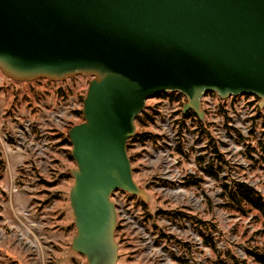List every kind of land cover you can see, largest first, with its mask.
Instances as JSON below:
<instances>
[{"label": "water", "instance_id": "95a60500", "mask_svg": "<svg viewBox=\"0 0 264 264\" xmlns=\"http://www.w3.org/2000/svg\"><path fill=\"white\" fill-rule=\"evenodd\" d=\"M0 71L15 81L90 77L83 120L68 131L71 249L86 264H116L118 188L135 182L127 141L146 100L254 95L264 106V0H0Z\"/></svg>", "mask_w": 264, "mask_h": 264}, {"label": "rangeland", "instance_id": "374dc122", "mask_svg": "<svg viewBox=\"0 0 264 264\" xmlns=\"http://www.w3.org/2000/svg\"><path fill=\"white\" fill-rule=\"evenodd\" d=\"M89 80L15 81L0 71V264H86L70 247L75 163L68 158L71 145L59 142L83 120L78 111ZM154 101L146 100L144 108ZM134 124L136 132H153L151 122ZM237 131L220 138L212 173L198 167L207 142H185L182 167L195 168L182 183L161 177L142 158L144 148H126L133 178L148 199L132 212L135 228L118 222L116 264H228V252L243 264H258L248 251L264 248V220L256 210L232 204L229 191L241 181L264 196V144Z\"/></svg>", "mask_w": 264, "mask_h": 264}, {"label": "built area", "instance_id": "2783aa9c", "mask_svg": "<svg viewBox=\"0 0 264 264\" xmlns=\"http://www.w3.org/2000/svg\"><path fill=\"white\" fill-rule=\"evenodd\" d=\"M171 93L174 94L171 95ZM177 92H167L165 96L154 97L152 109L151 136L144 140L135 138L131 145L139 149L144 148L147 152L142 153L143 159L156 166L160 176L170 182H183L190 177L195 165L183 169L181 150L185 142L199 147L207 142V147L201 151L203 155L198 162L199 172L203 173L206 167L216 168V153L220 151V138L226 137V132L237 128V134L242 137L255 139L256 143L264 144V106H260V99L254 95L240 94L220 98L214 92H208L201 98L203 117L184 116L182 108L186 98ZM260 125L261 130H256ZM208 126L213 129L212 135ZM234 135V134H233ZM235 136V135H234ZM215 138V140H213ZM211 141V146H208ZM183 151V150H182ZM181 154V155H180ZM130 193L121 188L115 189L110 199L115 205L117 225L125 224L127 227L137 225L132 212L137 211L136 199L130 197ZM138 197V196H137ZM136 209V210H135Z\"/></svg>", "mask_w": 264, "mask_h": 264}, {"label": "trees", "instance_id": "16d2710c", "mask_svg": "<svg viewBox=\"0 0 264 264\" xmlns=\"http://www.w3.org/2000/svg\"><path fill=\"white\" fill-rule=\"evenodd\" d=\"M171 95L174 96L173 93H171ZM161 96H165V93L156 95V97H161ZM177 96H180V94H177ZM148 108H149V112H148ZM144 109L142 110V112L140 114H138L136 116L135 120L140 122V123L151 122L152 121V109H150V106H147V108H144ZM78 112L81 113V111H78ZM184 116L196 117V114L193 111L188 110L184 113ZM196 119H197V117H196ZM149 136H151V133L143 132V131H139V132L135 131L134 134L132 135V137L130 139H128V141H127V148H130L131 141L133 139L138 138L142 141ZM59 144L60 145L61 144L71 145L67 136H65L59 142ZM262 147H263L262 150L264 152V146H262ZM68 158L72 159L70 153H68ZM132 159L133 158L130 157L131 161H132ZM263 159H264V157H263ZM203 170L205 172L212 173V169L209 166ZM192 182H196V181L194 180ZM229 195H230L232 204L235 203L238 206V208H240L241 210H244V207H248L249 209H254L260 214V216L264 220V196H262L253 187H251L250 185H248L245 182L240 181V182L236 183L234 190L230 189ZM130 197L135 198L136 203L138 205H140L142 208H143V206L146 205L145 201H143L141 198L134 196V195H130ZM159 212H163V211H159ZM172 213L176 214L174 212H172ZM117 228H119V226H117ZM248 253L253 258V260L255 262H257L258 264H264V248H259L256 250H250V251H248ZM228 254H229V257L231 258V262L228 264H243V262L239 261L235 255L231 254L230 252H228Z\"/></svg>", "mask_w": 264, "mask_h": 264}]
</instances>
